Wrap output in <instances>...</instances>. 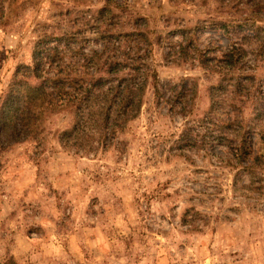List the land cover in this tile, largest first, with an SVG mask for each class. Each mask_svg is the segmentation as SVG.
<instances>
[{"label":"rangeland","instance_id":"rangeland-1","mask_svg":"<svg viewBox=\"0 0 264 264\" xmlns=\"http://www.w3.org/2000/svg\"><path fill=\"white\" fill-rule=\"evenodd\" d=\"M261 1L0 0V111L40 47L72 72L99 50L106 6L149 39L143 106L106 151L63 148L65 108L0 147V264H264Z\"/></svg>","mask_w":264,"mask_h":264},{"label":"trees","instance_id":"trees-1","mask_svg":"<svg viewBox=\"0 0 264 264\" xmlns=\"http://www.w3.org/2000/svg\"><path fill=\"white\" fill-rule=\"evenodd\" d=\"M221 2L225 4V0ZM251 2L255 3L250 5L251 8L262 3ZM99 15L112 26L98 32L100 49L85 54L84 59L78 61L81 65H77L76 72L70 71V65L58 61L59 52L50 45L35 52L33 65L17 69L0 111V147L19 143L39 133L44 115L65 108L72 109L74 122L61 132L63 148H88L87 154L100 147L106 151L118 132L138 117L149 72L145 59L148 49L140 51V40L149 42V39L138 30H113L115 16L108 6L101 9ZM250 15L257 14L252 11ZM250 15L244 17L249 25L243 28L245 37L250 38L246 32H252L264 41V28L252 24ZM105 16L110 19L105 20ZM257 18L253 17V20L258 21ZM98 20L100 27L99 17ZM47 64L53 67L44 73ZM242 94L237 92L234 99ZM256 103L259 115H264V101L257 98Z\"/></svg>","mask_w":264,"mask_h":264}]
</instances>
